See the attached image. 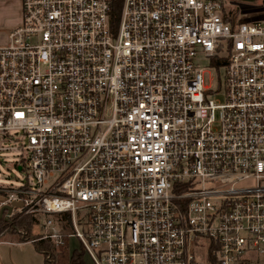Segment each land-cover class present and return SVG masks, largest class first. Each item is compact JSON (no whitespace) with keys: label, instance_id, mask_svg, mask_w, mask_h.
Returning a JSON list of instances; mask_svg holds the SVG:
<instances>
[{"label":"built area","instance_id":"1","mask_svg":"<svg viewBox=\"0 0 264 264\" xmlns=\"http://www.w3.org/2000/svg\"><path fill=\"white\" fill-rule=\"evenodd\" d=\"M233 12L124 0L114 28L110 0H23L0 46V132L27 154L7 223L92 264L264 258V21Z\"/></svg>","mask_w":264,"mask_h":264},{"label":"rangeland","instance_id":"2","mask_svg":"<svg viewBox=\"0 0 264 264\" xmlns=\"http://www.w3.org/2000/svg\"><path fill=\"white\" fill-rule=\"evenodd\" d=\"M232 11H238L240 18L246 21H264V0H257L254 3L238 2L234 0H224ZM7 33L0 29V46H3L7 42ZM200 67L205 69V84L210 87L213 91H216L219 84L223 83L222 72L220 77L218 76L215 69L210 67V63L207 60H202ZM220 79V80H219ZM15 132L4 133L0 132V148L4 149L0 151V189L8 188H19L25 183V175L27 172H20L17 168L20 164L25 165L27 163V154L22 150V146L26 144L24 139H20V142L15 140ZM15 148V150H12ZM6 198L4 193L0 192V202L4 201ZM27 216L17 217L16 219H22ZM15 219V220H16ZM14 220V221H15ZM32 220V236H42L45 230L42 228L43 220L41 218L31 217ZM29 223H31L29 221ZM3 230L0 229V239L10 236H24L23 232H15L11 228V224L7 223ZM21 230L24 229L23 225L19 226ZM68 233H73L70 227L67 228ZM10 235V236H9ZM18 236V237H19ZM72 248H77L75 240H72ZM60 249V248H57ZM83 261L86 262V256H83Z\"/></svg>","mask_w":264,"mask_h":264},{"label":"crops","instance_id":"3","mask_svg":"<svg viewBox=\"0 0 264 264\" xmlns=\"http://www.w3.org/2000/svg\"><path fill=\"white\" fill-rule=\"evenodd\" d=\"M22 2L23 0H0V29L6 32L11 31L17 27L21 22L22 16ZM7 211L4 212L3 218ZM10 236V235H9ZM19 236V235H18ZM3 236L0 239V264H45L44 256L39 253L32 241H23L21 236ZM72 240L67 242L63 248H66L70 254L74 249L72 248ZM85 256V255H84ZM85 264H92L86 256ZM252 264H264V258L259 259Z\"/></svg>","mask_w":264,"mask_h":264},{"label":"trees","instance_id":"4","mask_svg":"<svg viewBox=\"0 0 264 264\" xmlns=\"http://www.w3.org/2000/svg\"><path fill=\"white\" fill-rule=\"evenodd\" d=\"M123 1L124 0H110L114 28H117L119 24ZM238 14V11L233 12V16H237ZM29 221L31 223H29ZM20 225H23V230L19 227ZM32 225L31 216H27L19 220L16 219L11 228H13L15 232L21 231L24 233L22 238L23 241H32L34 243L36 250L44 256L45 264H85L83 261V256L85 254L82 246H78L77 249H74L72 254H70L66 248L61 247L57 249L50 239L44 240L41 236H32ZM6 226L8 227L7 222L0 220V229L3 230ZM69 241L70 240L66 241V243Z\"/></svg>","mask_w":264,"mask_h":264},{"label":"water","instance_id":"5","mask_svg":"<svg viewBox=\"0 0 264 264\" xmlns=\"http://www.w3.org/2000/svg\"><path fill=\"white\" fill-rule=\"evenodd\" d=\"M234 1L245 2V3H254L257 0H234ZM19 170H21V168H19ZM13 207L21 208L22 207V204H14L13 206L4 207L1 210V212H0V220H4L5 222H8V216L12 212V208ZM5 211H7V215L5 216V218H3V214H4Z\"/></svg>","mask_w":264,"mask_h":264}]
</instances>
